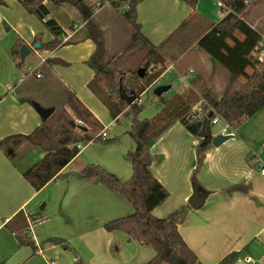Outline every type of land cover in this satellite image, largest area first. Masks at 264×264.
Wrapping results in <instances>:
<instances>
[{
	"label": "crops",
	"instance_id": "crops-1",
	"mask_svg": "<svg viewBox=\"0 0 264 264\" xmlns=\"http://www.w3.org/2000/svg\"><path fill=\"white\" fill-rule=\"evenodd\" d=\"M118 1L83 0L73 6L64 0H45L50 16L59 22L65 35L59 36L63 44L58 49L47 50L41 48L42 43L54 35L43 21L29 13L19 0H0V140L13 134H29L43 122L34 103L56 109L71 94L103 123L108 138H117V143L133 140L129 134L131 121L129 127L120 126L130 108L113 118L88 86L95 75L88 61L97 44L80 8L93 7L100 41L107 58H112L132 38V26L124 15L126 7L117 6ZM215 8V0H197L195 7L182 0H143L138 6V21L145 37L142 48L147 53L152 48L158 51L166 66H174L171 72L175 74L195 71L196 78L177 81L183 87L179 94L197 97L199 101L207 88L220 98L229 81L227 69L198 45L212 25L226 15L218 14ZM241 17L245 20L243 13ZM251 26L255 29L256 22ZM193 32L197 35L188 44L189 33ZM258 32L264 36V28ZM19 39L30 50L24 58L20 54L22 45L16 47ZM36 43L40 45L37 47ZM133 53L125 58L129 68ZM37 73L41 76L37 77ZM170 89L160 95L163 100L175 95L169 93ZM163 107L164 102L160 111ZM252 119L256 120L251 122ZM222 122H211L212 137L225 134L229 138L218 146H209L199 165L201 137L188 131L184 124L175 122L154 139L150 170L169 196L153 214L177 219L182 237L203 264H217L234 251L240 252L234 264H264V176L258 171L264 164V140L256 136L260 133L264 137V107L239 129L224 121L223 132ZM127 143L123 153L107 155L99 143L88 142L40 190L29 183L24 172L44 157V150L25 143L18 149L14 164L0 149V264H63L65 259L74 264L80 256L78 252L72 255L74 249L86 256L82 255L86 264H147L154 257L148 245L123 231H107L103 227L109 219L131 214L132 203L104 185L87 183L74 175L87 164L97 163L120 180L128 179L132 170L127 154L136 144ZM196 168L200 192L207 194L198 209L188 203ZM77 226L82 227L76 230ZM26 231L36 249L20 243L18 234ZM50 237L68 242L77 239L84 246L66 248L44 243ZM52 251L59 256L58 261L48 256Z\"/></svg>",
	"mask_w": 264,
	"mask_h": 264
},
{
	"label": "trees",
	"instance_id": "trees-1",
	"mask_svg": "<svg viewBox=\"0 0 264 264\" xmlns=\"http://www.w3.org/2000/svg\"><path fill=\"white\" fill-rule=\"evenodd\" d=\"M19 1L29 13L43 21L54 35L52 40L42 43L41 48L58 49L63 44L59 36L64 30L59 22L50 16L45 0ZM50 1L59 3V0ZM142 1L120 0L115 3L117 6L127 7L124 15L132 26V38L123 50L112 58H107L104 45L100 41L101 31L92 17L93 7L80 8L83 18L87 21L89 33L97 44L96 51L88 61L95 69V75L88 86L109 108L113 118H117L127 107L133 111L129 134L136 147L128 153L132 174L125 181L94 163L87 164L81 171L74 172V175L84 182L104 185L109 191L122 194L132 203L134 211L131 214L111 219L105 222L103 227L107 231H123L131 239L152 246L155 255L147 264H203L182 237L178 220L160 218L153 214V210L168 198L169 191L150 170V148L154 139L175 122L184 124L188 131L198 135L205 118L220 116L236 130L264 107V61L260 62L252 54L263 37L241 17L243 11L256 0H222L230 11L199 39V47L227 69L229 81L220 98L213 93L212 88L202 92L204 118L193 121L189 120L192 109L191 96L178 93L169 100H164V109L153 118H139L143 103L138 104L137 101L162 72L160 70L150 76L145 72L144 76L140 77L137 71H132L125 62L129 53L141 48L145 43L138 21V6ZM182 1L191 7L197 4V0ZM37 38L39 40L40 37ZM20 45L22 41L19 39L16 47ZM11 51L14 52L15 47ZM165 64L163 57L152 48L141 68L147 69L156 65L164 67ZM120 84L128 94L136 95L134 104L129 105L121 98ZM104 131L106 130L103 123L75 94H71L63 105L57 107L51 116L43 120L31 133L13 134L0 140V149L14 164L17 163L18 149L25 143L44 150V157L24 172V177L29 183L36 190H40L79 154L81 149L77 147L78 144L90 141L114 143L117 140L103 137ZM211 145L210 136L201 138L198 165ZM196 171L197 168L193 173V182L201 189ZM18 239L21 244L36 249L35 241L28 231L19 233ZM44 243L69 248L67 240L60 237H50ZM239 255L238 251L231 252L217 264H234Z\"/></svg>",
	"mask_w": 264,
	"mask_h": 264
},
{
	"label": "rangeland",
	"instance_id": "rangeland-1",
	"mask_svg": "<svg viewBox=\"0 0 264 264\" xmlns=\"http://www.w3.org/2000/svg\"><path fill=\"white\" fill-rule=\"evenodd\" d=\"M243 15H244L245 20L248 23H250V25L251 24H254L256 22L255 29L258 30V31H262V29L264 28V0H256L253 4H251L250 6H248L243 11ZM196 35H197V32L189 33V36H188V44L192 43V41L196 37ZM120 43H123V40ZM115 47H117V46H115ZM142 47L139 48V49H137V50H135L134 51L135 53H133L134 54V57H133V61L131 62V65H130V68H131L132 71H136L137 70L138 65H140L144 61V59H145V57L147 55V52H145ZM116 49H118V48H116ZM167 66L165 65L164 67L166 68ZM189 73H190V70L187 71V72H185V73L182 72V74L181 73L180 74L179 73H176L175 74L174 72H171L170 71V72H167L164 77L159 78L154 83L156 85H152L151 84L146 89L145 93L141 96V98L143 100V108H142L141 112L139 113V118L140 119L153 118L156 114H158L160 112V109L162 107L163 102H164V104H166V101L163 100V97L157 96L155 94L154 90H155V88L157 86L165 85V84H170V85H172V88L170 89L171 91H169V93L175 92V93H178L179 94V91H182L183 90L182 89L183 87L181 86V83H179L180 82L179 81V78H181V75L182 76L184 75L186 77L183 80H184V82H187L191 78V75ZM176 75H178V76H176ZM192 75L194 76L193 78H196L197 77V74H196L195 71H193ZM177 79H178L179 82L177 81ZM184 82L182 83L183 85H184ZM198 99L199 98H197V97L191 96V98H190V109L192 108L191 111L194 109V106H196L198 104H201V102ZM163 109H164V107H163ZM133 115H134V113H133V111L131 109H130V111H128V113H125V115L122 117V119L120 121V126H121L122 129H123V126L124 125L126 127H129L128 124H130V121H131V124H132V117H133ZM251 118L252 117H250L249 119H251ZM255 120L256 119H252L251 122H254ZM115 128H117V126H115ZM130 128H131V125H130ZM256 136L260 140L261 139L264 140V137L262 135H260V133H257ZM131 139H133V138L131 137ZM117 141L118 140H116L114 143H104L102 141H95V142L99 143L98 146H102V148H106L105 153H107V155H111L112 153H117V154L123 153L125 151V149H126V146L128 145L127 142H132L134 140H132V141L131 140H123L120 143H117ZM103 144H106V145H103ZM82 145H85V144L82 143ZM127 158L129 160V164H130L131 170H132V165H131V161H130V158H129L128 154H127ZM94 164H97V163H94ZM74 165H76V164H74ZM124 200L127 202L128 199L127 200L124 199ZM92 213H95V212L93 211ZM93 216H94V214H93ZM114 218H117V217H114ZM114 218H112V219H114ZM109 220H111V219H109ZM92 225H94V224H92ZM81 227L77 226L76 230L78 228H81ZM67 243H68V246L71 244L69 247H73L74 245H77V247L83 249V246H84L83 243L80 240H77V239L74 240V242L72 240H71V242H68L67 241ZM148 246H149V248L152 251L153 256H154L155 255L154 248L152 246H150V245H148ZM77 252L80 254V256H79V258L76 257L74 259L75 260L74 264H86L87 262L83 258V256L84 257H86V256L84 254H82V252L80 250L74 249V252H72V255L75 256V254ZM48 256L49 257H53V258H55L56 261H58L59 256L57 255V253H55V252L52 251V252H49V255ZM63 264H68L67 259H65V261L63 262Z\"/></svg>",
	"mask_w": 264,
	"mask_h": 264
},
{
	"label": "water",
	"instance_id": "water-1",
	"mask_svg": "<svg viewBox=\"0 0 264 264\" xmlns=\"http://www.w3.org/2000/svg\"><path fill=\"white\" fill-rule=\"evenodd\" d=\"M64 1L73 5V6H76L79 3H81L83 0H64ZM39 45H40L39 43H36L37 47ZM29 51L30 50L26 45H22L21 49H20V54L24 58L29 53ZM145 71H146V68H144V67L139 68L137 70V74L140 77H143ZM170 88H171L170 84L160 85V86H157L155 88L154 92L157 96H160L162 93L168 91ZM119 90H120L121 98L124 99L127 104H129V105L134 104L135 99H136L135 94H128L126 91H124L122 84H120ZM34 106L44 120L49 118L51 116V114L55 111L54 107H46L45 108L37 102L34 103ZM199 136L201 138H205V137L210 136L212 138V144L215 146L220 145L221 143H223L225 140H227L229 138V135H225V134H217V135L212 137L211 119H208V118H205L203 127H202L201 131L199 132ZM206 196H207V194L205 192L204 193L200 192V188H199L198 184L193 182V192H192V195L190 196V198L188 200V203L190 204V206L192 208L198 209L203 205Z\"/></svg>",
	"mask_w": 264,
	"mask_h": 264
},
{
	"label": "built area",
	"instance_id": "built-area-1",
	"mask_svg": "<svg viewBox=\"0 0 264 264\" xmlns=\"http://www.w3.org/2000/svg\"><path fill=\"white\" fill-rule=\"evenodd\" d=\"M215 7H216L215 9H216V11H217L218 14H227L230 11L227 8L226 4L222 0H215ZM61 37L62 38H65V35L64 34H61ZM262 37H263V40L257 45L256 49L252 52L253 56L256 57V58H258V60L260 62H263L264 61V36H262ZM173 69H174V66H170V67L168 66V67L165 68V67H163L161 65H156V66L147 68L145 72L147 73L148 76H150V75H153L155 72L162 70V72L156 78V80H155V82H156L159 78L164 77L167 72H170ZM192 73H193V71L190 70V73L189 74L192 77H194L192 75ZM40 76H41V74L37 73V77H40ZM185 77L186 76H184V75L182 76L181 75V78L180 79H185ZM200 102H201V104H198V105L194 106V109L191 111V113L189 115V120L190 121L198 120V119H203L204 118V110H203V107H202L203 100H201ZM137 103L138 104L143 103V100H142L141 97H140V99H138ZM220 121H223L224 122V120L220 116H215V117H213L211 119V122L213 124L218 123ZM102 136L103 137H106L107 136L106 131H104L102 133ZM77 147L81 149L83 147L82 143L78 144ZM258 171H259V173L261 175L264 176V164L263 165H260V168L258 169Z\"/></svg>",
	"mask_w": 264,
	"mask_h": 264
},
{
	"label": "bare ground",
	"instance_id": "bare-ground-1",
	"mask_svg": "<svg viewBox=\"0 0 264 264\" xmlns=\"http://www.w3.org/2000/svg\"><path fill=\"white\" fill-rule=\"evenodd\" d=\"M220 122H222V121H220ZM220 122H218V123H220ZM223 123V122H222ZM216 124V123H215ZM224 124V123H223ZM225 125V124H224ZM222 131L223 132H225L226 131V125H225V127L222 129Z\"/></svg>",
	"mask_w": 264,
	"mask_h": 264
}]
</instances>
